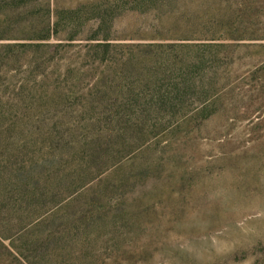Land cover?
<instances>
[{"label": "rangeland", "instance_id": "rangeland-1", "mask_svg": "<svg viewBox=\"0 0 264 264\" xmlns=\"http://www.w3.org/2000/svg\"><path fill=\"white\" fill-rule=\"evenodd\" d=\"M0 264H264V0H0Z\"/></svg>", "mask_w": 264, "mask_h": 264}]
</instances>
